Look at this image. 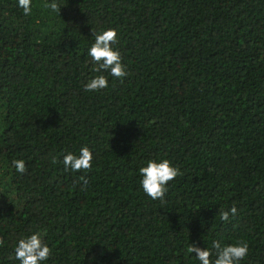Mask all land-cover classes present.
<instances>
[{
    "label": "trees",
    "instance_id": "1",
    "mask_svg": "<svg viewBox=\"0 0 264 264\" xmlns=\"http://www.w3.org/2000/svg\"><path fill=\"white\" fill-rule=\"evenodd\" d=\"M52 2L0 0V264L37 231L41 264H200L191 244L240 239L239 264H264V0ZM108 28L128 74L85 91ZM85 146L92 167L66 169ZM153 159L183 173L163 200Z\"/></svg>",
    "mask_w": 264,
    "mask_h": 264
},
{
    "label": "clouds",
    "instance_id": "2",
    "mask_svg": "<svg viewBox=\"0 0 264 264\" xmlns=\"http://www.w3.org/2000/svg\"><path fill=\"white\" fill-rule=\"evenodd\" d=\"M19 6L23 9L24 14L30 15L32 12V0H18ZM45 8H50L53 11H60L61 7L53 0L50 4H45ZM118 30L116 28H108L95 35V42L88 50V55L92 58L94 68L92 69L99 75L94 76L85 84V91H99L107 88L109 84L108 78L103 74L108 72L111 76L123 78L128 73L126 66L122 62V54L113 45L117 43ZM93 152L89 147L85 146L80 149L79 155L68 153L63 157V164L66 169H71L74 172L81 170H89L92 167ZM56 158L53 157L52 163H56ZM14 165L20 173L26 171L25 161L15 160ZM139 172L142 176L141 185L144 192L153 200H163L170 181H173L177 176L183 175L178 166L173 165L169 159L150 160L147 165L141 167ZM84 181V186H87V179L81 177ZM235 204L230 210H221L220 219L228 221L230 214H237ZM3 244V239L0 238V245ZM250 251V246L247 241L240 239L234 243L222 246L221 242L213 241L211 248H200L195 244H191L187 248L188 253H195L200 264H239ZM52 254V249L44 241L42 232H35L27 238L20 239L15 248V258L21 264H41L47 260ZM214 257V258H213Z\"/></svg>",
    "mask_w": 264,
    "mask_h": 264
}]
</instances>
